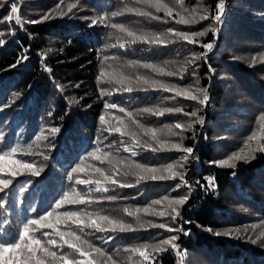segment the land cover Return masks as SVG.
Listing matches in <instances>:
<instances>
[{
	"label": "trees",
	"instance_id": "trees-1",
	"mask_svg": "<svg viewBox=\"0 0 264 264\" xmlns=\"http://www.w3.org/2000/svg\"><path fill=\"white\" fill-rule=\"evenodd\" d=\"M11 1L0 0V38L5 41L0 46V148L10 151L19 145L18 153L35 152V155L10 157L8 163L22 159L44 171L36 177L22 170L24 174L16 177L9 189L0 192V241L12 240L28 219H38L53 211L62 180L77 165L84 171L68 178L69 182L80 176L102 179L95 172L98 167L111 174L109 159L113 164L118 159H129L156 168L177 165L178 152L153 153L139 149L137 156L132 157L124 151V144L131 142L130 138L110 133L107 128L131 125L127 115L131 112L140 124L158 130L176 123H193V127L183 133L182 140L183 146H195V151L187 169H182L190 178L186 189L189 199L180 206V218L173 223L165 217L139 213L145 222L165 223L189 234L160 228L107 235L86 230L87 235L83 238L104 249V255L94 254L98 264H112L108 256H112L117 264H148L138 253L126 251L144 245H148V251L153 254L152 264H178L179 257L170 246H165L168 249L165 252H154L160 241L172 235L179 237L177 243L185 254L186 264H264V237L260 236L264 232V153L257 150L258 145L264 143V139H260L264 136V120L260 119L264 116V0H229L230 6L226 7L221 23L214 19L218 0H163L173 8V17H165L163 12H156L137 0H28V9L21 15L23 20L39 21L46 14L55 18L25 23L23 29L15 22H3ZM73 3L78 6L71 13L58 16L59 11H67V5ZM128 8L151 11L161 19L135 15L127 12ZM205 10L209 14L207 20L194 25L175 23L181 16L198 19ZM118 11L124 15H112ZM101 16L105 18L104 24H91L93 19L98 20ZM114 23L124 25L138 36L159 35L166 42L162 45L138 42L121 48L119 45L130 38L125 32L113 29L111 24ZM214 27L219 29L218 35L208 31ZM168 29L190 35L207 31V35L199 37V43L189 44L169 33ZM213 40L218 44L207 63L203 59L189 63L205 51L203 43ZM24 55L28 59L12 67ZM145 63L177 73L184 67V79L179 74L159 75L141 67ZM101 71L105 74L111 71L114 76L117 71H127L126 77L132 82L125 79L124 85L133 88L137 87V76H147L178 88H206L209 100L201 105L183 97L172 99L173 94L165 91H117L121 85L116 80L120 78L112 79L105 89ZM111 85L116 86V91L101 96V89L110 93ZM106 102L115 103L117 108L106 109ZM146 108H181L182 112L173 111L158 117L143 113ZM192 111H196L205 123H194L195 118L184 115ZM100 115L105 116L104 125L99 120ZM52 128L60 131L49 134ZM253 132L257 139L250 141L248 137ZM41 133L48 138L37 140ZM139 138L158 147L149 136ZM161 139L181 142L176 137ZM246 143L247 148L244 147ZM29 145H32L31 149ZM218 147L226 153H229L227 149L236 152L242 148L257 152L247 163L236 162L233 169L214 162L215 155L219 154ZM97 148L101 149L96 153L100 160L90 156ZM105 153L110 156L105 157ZM45 156L48 159H44ZM176 170L181 169L177 167ZM206 177H215V188L208 186ZM121 180L135 184L134 177ZM172 183L173 180L142 182L145 186L109 187L108 192L95 191V185L79 184L81 194H87L97 202L59 211L92 212L93 218L97 219L99 215H107L138 227L136 218L129 216L125 209L136 211L152 206L162 210L165 196L181 194L183 187L168 191ZM107 196L116 199H100ZM143 196H147L146 200ZM158 199L162 204L153 205ZM100 224L108 226L103 221ZM227 230L233 231L238 238L213 234ZM108 235L112 239H108ZM53 250L61 255V250ZM72 258L70 255L69 259Z\"/></svg>",
	"mask_w": 264,
	"mask_h": 264
},
{
	"label": "snow or ice",
	"instance_id": "snow-or-ice-1",
	"mask_svg": "<svg viewBox=\"0 0 264 264\" xmlns=\"http://www.w3.org/2000/svg\"><path fill=\"white\" fill-rule=\"evenodd\" d=\"M137 3H142L146 5L148 8H154L156 12H163L165 17H173V8L169 7L167 3H164L163 0H137ZM22 6V0L20 3L12 2L10 4V12L9 14L3 18V22L11 23L15 22V25L19 26L21 29L24 28L25 23H40L44 22L48 19L55 18L52 15H44L39 21H25L21 18L20 9ZM78 5L77 4H68L67 11H59L58 16L64 17L73 11ZM60 6L57 5V8ZM226 3L225 0H218V3L215 6V15L214 19L217 23H221L223 21V17L225 15ZM127 12L133 13L135 15L141 17H149L151 19H161L159 16L153 15L151 11L140 10L139 8H128ZM113 16L124 15V12H113ZM209 19V14L207 10L204 11V14L200 15L197 19L196 17L184 18L183 16L180 19L176 20L175 23L181 25H194L199 23L200 21H204ZM104 24L105 18L103 16L97 19H93L91 21L92 25ZM113 29H119L121 32H125L126 36L130 39H127L125 43H121L119 47H126L128 44L135 43H147L149 45H162L165 44V39L161 36H149L143 35L138 36L135 32L127 29L124 25L121 24H111ZM208 31H212L214 35H218V28H211ZM169 33H172L178 39L187 42L189 44L199 43L198 38L207 35V31H198L194 32L191 35L188 32L184 31H175L172 29H168ZM14 34V33H13ZM172 42V41H168ZM5 41L3 38H0V46H3ZM215 45V41H210L208 43H203L202 47L205 51L199 55L194 56L192 61L189 63H194L197 60H202L207 57V53L212 51ZM28 59L27 55H24L21 59H18L16 64L12 65V67H16L17 65L23 63ZM108 58L105 57V60ZM141 67L145 69H151L152 72H155L159 75L166 76H176L180 75L181 79H184L183 73L186 71L184 67H181L179 73L175 71H165L163 67H157L152 64H143ZM50 71V69H46ZM194 74V73H193ZM105 73L101 71L100 76L103 77ZM128 79L131 84V79L129 77H121L116 80V83L120 84L121 87L117 89V91H123L132 93L133 91H165L172 93V99L177 97H183L189 101H196L199 104H206L209 100L208 89L199 88V87H188V88H178L174 84L164 83L155 79H151L147 76H137L135 83L137 85L136 88L132 86H125L124 80ZM100 77H98V81ZM107 83H112L111 80L106 81ZM31 87V86H29ZM101 96L111 95V93L105 92L104 89H101ZM106 109H116L117 105L115 103H105ZM121 112L124 111L123 108L120 109ZM173 111L179 113L182 112L181 108H159L152 109L146 108L143 110V113H148L150 115L156 116H164L165 114H171ZM129 120L131 121V125H134L133 128L131 125L125 124L123 127H108L107 131L112 133H118L121 137H128L131 140V145L125 143L124 151L129 152L132 157L137 156L136 149L141 150H150L153 153L160 152H180L183 155L180 157V160L177 162V165L168 164L166 168H156L149 167L141 163H137L134 160L129 159H118L116 164L112 163V160L109 159L108 163L110 165V173L106 174L103 168H95V172L102 177V179H77L76 183L81 185H95V191L97 192H108L109 187H134L135 185H139L142 182H157V181H169L178 179L180 183L176 184L177 188L187 187L189 182L185 179V173L182 170L185 167L186 162L190 157L194 154L195 146L185 147L182 144L183 133L186 130H189L193 127V123H176L174 126H165L164 129L158 130L153 127H145L140 124L138 120L133 119V113H127ZM184 115H190L195 118L194 123L204 124L205 121L202 117L197 116L196 111H192L191 113H184ZM261 120H264V116L260 117ZM99 120L102 125L106 123L105 116L100 115ZM60 131L59 128L50 129L49 134H56ZM141 135L149 136L152 141H155L158 147H153L152 143L148 141H141L139 138ZM161 137H176L179 138L181 142L173 143L168 139H161ZM48 137L41 133L40 136L37 137V140L44 139L46 140ZM257 134L255 132L252 133L251 136L248 137V140H256ZM260 139H264V136H261ZM123 143V141H122ZM20 146L12 147L10 151H4L3 148H0V192H4L6 189H9L10 185L13 184V180L16 177L23 175L22 170H27V173L31 176L39 177L41 173L44 171L42 167L37 168L32 163H26L22 159H14L11 161V164L8 163L10 157H14L16 155L20 156H28L35 155V152L25 151L18 153V148ZM31 149L32 145L28 146ZM245 148L248 147L246 143ZM258 150L261 153H264V143H260L258 145ZM101 149L97 148L90 156L94 157L96 160H100L101 157L96 155L97 152H100ZM244 149L242 148L240 151L228 156L226 159H222L218 162V166L220 167H228V168H236L238 161H243L247 163L249 161V156L243 154ZM42 155V153H41ZM105 157H109V153L104 154ZM254 158V157H252ZM44 159H48V157H44ZM103 162V161H102ZM213 163V162H209ZM84 169L79 165L77 167L72 168L71 173H69V178H72L73 173L83 172ZM7 174V175H4ZM235 175V172L232 173ZM126 177H134L135 184L124 183L121 178ZM208 180V186L211 188H215V177H206ZM79 198L70 199L67 194H65L60 200L56 201L55 209L53 211H48L44 215H40L38 219H28L23 223L22 228L18 231L16 236L13 237L12 240L0 241V264H98L97 259L94 258V254L104 255V249L101 247L95 246L88 239L83 238L87 235V231L91 232H101L106 235L109 233H125V232H136L140 229H148V228H160L166 229L169 232H177L183 231L182 228H173L168 226L165 223L155 224L151 221H143L139 215L141 211L146 214H151L159 217H170L172 221L177 220L181 216L180 206L186 204L189 199V196L185 195L182 198L169 199V197L165 196L163 198L164 201H167V204L164 206L162 210H156L154 207L149 206L144 209H137L136 211H130L125 209L129 216H134L136 218V224L138 227H134L131 223H126L123 220H118L114 218H110L107 215H99L98 219L93 218L92 212L81 213L80 211H59L65 205H91L96 203L97 201L89 197L87 194L80 196L77 194ZM101 200H115V196H107L101 197ZM161 200L153 201V205H161ZM54 217V218H53ZM100 221L106 222L107 227H103L100 224ZM184 223H190V221H185ZM51 230V231H46ZM66 229V230H62ZM208 231H212V229H208ZM79 232V234H78ZM184 235H188L189 232L183 231ZM217 237H226V238H238V236L231 230L227 231H215L213 233ZM261 237H264V232L260 234ZM44 238H47L46 240ZM108 239H112L111 235H108ZM179 237L177 235H172L167 239L160 241V244L154 249L155 253H162L167 251L168 249L165 246H170V249L175 251L177 257H179L178 264H183L184 261V253L180 249V245L177 243ZM259 239V237H258ZM255 243L256 241H252ZM106 243V241H105ZM86 246V247H85ZM148 245H144L143 247H135L131 249H127L126 251L132 253H138L139 257L143 258L144 262H148V264H152V253L148 251ZM53 249L61 250V255H57V251ZM65 249L67 251H65ZM72 256V259H69V256ZM108 260L112 262V264H117L116 260H113L112 256L107 257ZM131 259V257L129 258Z\"/></svg>",
	"mask_w": 264,
	"mask_h": 264
},
{
	"label": "rangeland",
	"instance_id": "rangeland-1",
	"mask_svg": "<svg viewBox=\"0 0 264 264\" xmlns=\"http://www.w3.org/2000/svg\"><path fill=\"white\" fill-rule=\"evenodd\" d=\"M12 2H18V4H19V3H20V0H12V1L10 2V4H11ZM225 3H226V7H229V6H230V2H229V0L226 1ZM26 9H28V0H22V6H21V9H20V15H22ZM225 9H226V8H225ZM9 12H10V5H9V7H8V13H7V15L9 14ZM13 22H14V21H13ZM13 22H11V23H9V24H13ZM2 27H3V25H2ZM217 44H218V43L216 42L215 45H214V47H213V49H212V51L208 52V53H207V57H206L205 59H203L206 63L208 62V59H207V58L213 53V51H214L215 48L217 47ZM127 75H128V72H127V71H117V72L115 73V76L111 74V71H110V74H108V72H107V73L103 76V78H102V82H103V86H104V88L106 89V88L108 87V85L110 84V83H107L106 81H108V80H112V79L116 80V79L121 78V77H126ZM108 91L112 94L113 92L116 91V86H115V85H111V88H110ZM226 143L228 144L227 141H226ZM127 144L131 145V142H128ZM221 149H222V147H218V153H219V154H218V155H215V158H214V162L217 163V164H218V162H219L220 160H222V159H226L228 156H230V155H232V154H234V153L240 151V150H238V151H236V152H232L231 150L227 149L229 153H226L225 151H223V150H221ZM138 150H139V149H136L137 154H138ZM257 150H258V149H257ZM257 150H256V151H255V150H253V151H251V150H244V151H243V154L249 156V159H251L252 157H254L255 152H257ZM248 152H249V153H248ZM128 153H129V152H128ZM182 155H183L182 153L178 152V157H179V158H180ZM69 156H70V154H69ZM65 158L68 159V153H66ZM189 160H192V157H190ZM189 160H188V161L186 162V164H185V167H184L185 169H187V164L189 163ZM166 167H167V165L165 166V168H166ZM184 168H183V170H184ZM181 170H182V169H181ZM69 173H71V171L68 172V173H66V176H65L64 179L62 180L63 185H62V187H61V190L58 191L59 196H58V198H57L56 201L60 200L65 194H67L68 197H69L70 199H76V198H79V196H78L77 194H79L80 196H82V194H81V191H82V190H81L79 184H77L76 181L69 182V180H70V179H68V178H69ZM184 173H185V179L189 182V178H190V177H189V175H188V172H187V173L184 172ZM75 174H76V173H73L72 176H74ZM79 179H84V178L80 176ZM177 183H180L178 179L173 180V183L170 185V189H169L168 191H169V192H172L175 188H177V187H176V184H177ZM141 186H145V184H141ZM138 187H139V186H137V188H138ZM187 187H189V185H188ZM187 187H183V188H182L181 194H180L178 197H169V199L182 198V197L185 196V195L188 196V193H187L188 191L186 190ZM80 190H81V191H80ZM143 198H144V200H146L147 196H143ZM166 204H167V201H165V205H166ZM72 206H76V207H77L78 205H65V206H63L61 209H68V208H70V207H72ZM180 209H181V207H180ZM165 218L168 220V222H173V223H175V222L177 221V220L172 221V220L170 219V217H167V216H166ZM179 218H180V217H179ZM179 218H178V219H179ZM183 264H186V261H185V260L183 261Z\"/></svg>",
	"mask_w": 264,
	"mask_h": 264
}]
</instances>
